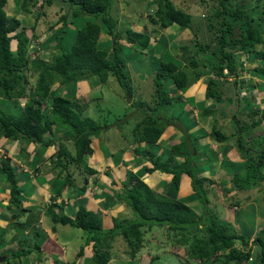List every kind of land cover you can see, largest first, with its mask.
I'll list each match as a JSON object with an SVG mask.
<instances>
[{
    "label": "trees",
    "instance_id": "16d2710c",
    "mask_svg": "<svg viewBox=\"0 0 264 264\" xmlns=\"http://www.w3.org/2000/svg\"><path fill=\"white\" fill-rule=\"evenodd\" d=\"M7 1L10 0H0V98L11 103L9 106L0 103L2 137L11 140L22 138L45 147L53 146L54 150L49 155L51 167L57 169L55 177H63V184H67L71 176L70 164H74V168L80 169L85 176L96 172V168L88 163V156L93 152L92 139H96L102 149L103 142L110 141L108 137L103 141V135L97 136L100 131L109 128V119H103L100 125L85 113L87 99H75L76 88L80 84L86 86L85 80L91 79L96 85L100 84L96 87L100 92L105 86L104 92L108 95L109 80L113 78L123 91L125 109H143L131 129L132 140L119 150L128 151L130 161L140 160L142 164L126 172L119 191L110 190L118 196V202L130 211L131 217H112V225L103 228L98 213L84 205H79L71 217L56 214L50 204L45 209L52 223L68 224L84 231V242L76 255H82L84 245L91 243L89 262L106 264L111 257L109 249L112 242L119 237L125 243L124 257L133 259L143 246L144 228L156 226L171 230L175 242L184 246L186 258L194 262L264 264V227L260 228L261 233L251 230L238 232L230 221L223 220L208 207L210 199L204 185L205 181L223 184L224 194L228 190H234V193L247 190L255 182H264V131H255L257 140L253 136L242 139L241 134L243 128L264 126V106L260 104L264 102L261 98L264 94V1L252 4L251 0H214L215 3L207 6L202 11L205 15L201 12L205 19L202 22L206 21V28L213 31L215 46L209 45L211 40L203 44L194 34L192 44L180 47L182 64L175 62L167 51L160 55L156 52L157 71L152 76V92L148 101L133 98L134 85L130 73L134 72L139 77L142 74L132 64L135 71L128 68L129 58L125 50L134 46V50L146 54L149 48L159 46L157 34L163 30L170 31L172 27L196 31L194 25L197 23H191V13L176 7L170 0H154L155 9L149 17V26L145 25L143 30L130 27L115 30L116 20L111 17L112 0H60L58 11L61 13L49 25L51 30L46 39L51 52L45 58L38 54V47L30 46V40L35 38L34 27H29L28 34L24 27L18 28L19 20L6 15L4 5ZM37 1L38 9L55 2L23 0L21 4H35ZM253 62H256L255 65H250ZM23 71L30 72L33 82L28 81ZM205 74L210 76L203 87L204 98L219 104L221 101L232 102L234 106L242 100L245 109H248L245 111L248 123H240L233 112L229 115L230 123L233 121L237 127L234 129L236 141L232 146L240 158L238 162L222 161L225 166L223 171L229 173L230 178L219 175L214 179L204 174L208 166L213 168L211 158L215 161L220 152L198 142L204 134L198 132L201 135H195L196 122L192 121L190 126L183 123L189 112L176 111L172 105L178 99L169 95L171 86L173 90L183 92L192 81ZM226 78H232V88L226 86ZM221 84L226 86L231 97H223ZM242 91L244 94L240 95ZM22 98L25 100L20 104ZM105 100L108 102L109 99ZM96 108L103 110L99 105ZM220 108L217 106L215 110ZM212 110L202 108L199 115L205 119ZM222 111L218 110L219 115H226L221 114ZM216 122V118L209 119L208 138L221 143L228 135ZM168 126L173 128V133H177L171 136L178 141L167 145L163 153L160 139ZM53 128L57 129L56 132ZM62 131L66 133L54 137ZM65 139H70V148L64 145ZM226 146L224 152L231 147ZM249 164L251 175L240 174L242 166ZM202 166L205 169H201ZM161 174L167 180L157 181V176L159 178ZM0 176L9 185L7 206L23 211L21 188L6 156L0 157ZM182 177L186 178L190 192L178 197L176 193ZM110 183L115 184V181ZM155 185L159 187L158 192ZM110 194L106 195L108 200ZM197 201L202 205L200 214L193 207ZM228 204L233 214L239 208L237 202ZM233 222L238 223L239 218ZM253 245H258L259 249L254 251ZM33 249L39 251V245L34 243L15 254H28ZM156 258L157 254L150 256L146 262L140 259L138 264H153Z\"/></svg>",
    "mask_w": 264,
    "mask_h": 264
},
{
    "label": "rangeland",
    "instance_id": "374dc122",
    "mask_svg": "<svg viewBox=\"0 0 264 264\" xmlns=\"http://www.w3.org/2000/svg\"><path fill=\"white\" fill-rule=\"evenodd\" d=\"M21 1L23 0H11L4 5V9L6 11V15L8 17H15L17 20H19V25L18 28L24 27L25 30L27 31L28 34H30L29 27L33 26L34 30L33 33L35 35V38L31 39V44L30 46L32 47H38L37 52L41 57L48 58L49 57V40H47V36L50 34L49 25L52 24L53 22L56 21L58 18V15L61 13L58 11V2L61 3L60 0H55V2L49 6H44L41 9H38V4L39 1H37L35 4L31 3H24L21 4ZM172 4H174L176 7L186 10L189 13H191V23H197L194 25V27H197L196 31L187 30V33L185 35L181 36V39L188 44L193 43V36L194 34L198 39H200L203 44L211 40V43L209 44L211 47L215 46L214 43V37L212 40V33L213 31H209L206 28V21L202 22V19H204L201 15V12L204 11V9L215 3L214 0H204L202 2L201 0H170ZM264 1V0H261ZM252 4L259 3L260 0H251L250 1ZM9 3V5H8ZM13 4V5H12ZM27 9V11H26ZM155 9V3L154 0H112V8H111V17L112 19L116 20V25L114 27L115 30L117 29H123L124 27H130L135 30H143L144 26H149V17H151L153 11ZM42 12V14H40ZM205 15V12H202ZM259 13L258 11H255V16ZM37 16V17H36ZM205 20V19H204ZM177 29V27H172L171 29ZM181 33H184V30H180ZM169 31L163 30L162 34L165 39H168V37H171L172 35H168ZM177 37L174 36V43L175 39ZM106 44V43H105ZM107 46V45H105ZM153 47L149 48L146 51V54H142L138 52L137 50H134V46H131L129 49L125 50V53L127 54L128 62H131L132 66L137 70L140 71L142 75L140 77L135 74V73H130L131 77V83L134 85L133 87V98L139 97L140 99H146L147 101L150 99V95L152 92V76L157 71V57L158 54L153 53ZM159 55L162 53L161 50H157ZM172 57V54H170ZM200 56V55H199ZM256 63V62H255ZM128 68L130 67V64L127 63ZM188 69V68H187ZM190 70V69H188ZM25 75L28 76V81L33 82L34 77L30 74L29 71H23ZM227 79V78H226ZM228 83L226 86H229L232 88V78H228ZM199 86L203 89L206 78L205 76L200 79V77L197 79ZM202 81V82H200ZM251 81V80H250ZM110 85L108 89V95L104 92L105 86H103V92H100V89L96 88L100 84H95L91 79H86L85 80V85H79V87L76 88V93H75V99H78V101H82V99H87V109L85 111L86 114H88L91 118L95 119L97 123L100 125L103 123V119L107 120L109 119L108 126L106 130L100 131L99 134H97L98 137L103 135V141H105V138H110V141H105L103 142V153L106 155V159L103 160V186L104 190H114V191H119L120 189V182L125 178V174L128 170H133L135 168H138V166H141L142 162L140 163L139 161H130L126 160L129 156L128 151H123L120 152V148L122 146H125L127 141L132 140V135H131V129L133 127L134 122L139 118L140 115H138L140 110H143L142 108H128L127 110L125 109L127 107L126 102L124 100V96L122 94L123 91H121V88L117 86L116 82L114 81L113 78H110L109 80ZM167 83L168 80H166ZM192 83L189 84L188 88L186 89L185 92H189V88ZM226 86L223 84L220 85V89H223V97L228 98L231 97V93L229 91H226ZM225 87V88H224ZM95 88V89H94ZM172 88V86L170 87ZM120 89V90H119ZM184 92V93H185ZM192 92V91H191ZM182 93V94H184ZM180 95L179 97H181ZM104 99H109L108 102ZM225 100V99H223ZM4 101V100H2ZM0 100V103L2 102ZM191 101V99H190ZM209 102L208 106H214L217 105L221 107L223 111L221 114H226L224 116L217 117V122L216 125L220 126L222 131L228 135V138L221 142H215L212 141L210 138V143L213 144L212 148L213 150H219L221 155H217V162L215 166L212 168L211 166H208L207 171L204 173L205 175H209L211 178L212 177H217L219 175L224 176L225 178H230L231 175L229 173H226L223 171L225 169V166L222 165V161L226 159V156H228V150L223 151L224 148L227 149V146L234 145L236 141V134L234 132L235 125L233 121L230 123V118L229 115L233 112L236 114V117L239 118V122L241 123L242 121L245 123L250 122L249 119H247L245 111L248 109H245L242 100L238 102V105L234 106L233 103H225L221 101V104L216 103L213 99L212 100H207ZM212 101V102H211ZM182 102V101H181ZM223 102V103H222ZM189 103V102H188ZM22 104V103H21ZM184 107L189 109V106L187 103L183 102ZM203 104L205 105L204 101ZM202 104V105H203ZM99 105L100 108L103 110H98L96 106ZM201 105V106H202ZM250 107V106H249ZM45 108V107H44ZM178 108V107H176ZM210 109L212 107H209ZM243 108L244 110H241ZM43 109V108H42ZM219 109V110H220ZM45 112V110H44ZM117 112L119 114H117ZM126 115H123L125 114ZM143 113V111L141 112ZM84 114V113H83ZM84 114V115H86ZM214 114V111L208 112V115L211 116ZM143 115V114H142ZM97 116V117H96ZM120 119L119 122H117ZM198 120L201 123L204 122L205 119L201 118L199 115ZM116 120V121H115ZM183 120V119H182ZM194 121L193 117L190 118V115H186L183 123L186 124L187 126H190L191 122ZM238 124V123H237ZM233 125V126H232ZM260 125V124H259ZM208 127V126H207ZM237 128V127H236ZM244 130H241L242 134V139L244 137L246 138L247 136H253L254 140H257V136L255 135L256 130H261L264 131V126H257L254 128L246 127L243 128ZM53 130L56 132V128H53ZM253 132V133H251ZM62 133H66L65 131H62L60 133H56L54 137H57V134L61 135ZM177 135V133H173V128L171 126H168L165 131L163 132L161 136V143L163 145V153L165 152V148L168 144H172L175 141H178V138H174L171 135ZM230 134V135H229ZM64 139V138H63ZM64 145L67 148H70L71 142L70 139H65L63 140ZM248 144V143H247ZM133 143L131 144L132 147ZM108 146V147H107ZM114 146V147H113ZM113 147V148H112ZM231 153L234 148H231ZM102 148V147H101ZM208 147L205 148L207 150ZM229 149V150H230ZM235 150V149H234ZM236 152V150H235ZM110 153H112L110 155ZM22 154V153H20ZM6 153L5 151L0 150V157L5 156ZM92 156V155H91ZM117 156V159H116ZM8 157V156H6ZM89 159V158H88ZM240 160L239 157L236 156H231L230 161H236ZM91 164H94V166L97 168L99 167L97 163L99 162L98 160L92 161V157L90 158ZM114 162V163H113ZM117 162V163H116ZM132 162V164H131ZM215 161H213V158H211V164L213 165ZM221 162V163H220ZM116 163V164H115ZM106 164V165H105ZM222 165V166H221ZM201 169H205L204 166L201 167ZM69 171H71V178L69 180L74 179V181H77V178L75 175H73L76 172V169H74V164L69 165ZM252 168L250 167V164L245 167L242 166L240 174L245 175L249 174L251 175ZM204 175V176H205ZM246 176V175H245ZM63 178V177H62ZM114 179L115 178V184L110 183L108 179ZM159 179H164L167 180V178L161 174L156 180ZM157 180V181H158ZM157 181L155 183H157ZM215 184H209L207 181L204 182V185L206 186V194L208 198L210 199V203L208 202V207H211L217 215L220 218H223V220L230 221L232 225L235 226L236 230L238 232L240 231H247L251 230L254 233H258L257 231L260 230L261 227H264V220L261 218H264V182H255L253 186H250L247 190H243L242 193L240 194H233V195H228L225 193H233L234 190L224 192L223 194V188L221 184H218L217 182H214ZM105 184V185H104ZM155 185V191H159V187L157 188ZM33 188L26 187L24 189V196H30V194L33 192ZM103 190V191H104ZM190 192L189 186L186 183V178L182 177L181 183L177 189V196L178 197H183L188 195ZM111 198L108 200L106 196H104L103 200V215H108L110 216L112 211L113 217L115 216L116 218H121V217H131V213L128 209H126L125 206H122L120 209V206L117 208L115 205L110 204L112 198H117L118 196L111 191ZM23 196V195H22ZM21 196V198H22ZM29 198V197H27ZM25 200H28L25 198ZM113 201V200H112ZM95 202L93 200V205L100 206V204L97 202L95 205ZM109 202V203H108ZM228 202H237V206L239 208L237 211L233 214V210H230V204ZM195 206L194 209H196L197 214H200L201 212V207L202 205L197 201V203H194ZM114 206V207H112ZM97 209V208H96ZM30 210V209H29ZM27 211L26 213V218L31 219L29 220L30 225L25 226V223L22 221L18 220L19 225L16 222H9V225H11L12 231L9 228H6V232L1 231L0 232V238L1 240L3 239L4 241H8L11 236H13V239L11 241V246L12 243L19 241L20 237V232L22 231L23 228L28 227V230H31L30 232L32 234H28L26 236L27 238V243H36L37 245H40L43 247H47V244L45 246L46 241H50L49 239H52V234H50L49 229H45V234L44 236L46 237H41L40 236H34L35 232H38L37 230H33V228L37 229V217H41L43 214L39 213L34 215V214H29ZM119 211V212H118ZM23 211H19V215L22 214ZM99 214L102 212L98 211ZM43 217L45 218L46 223L50 224L49 220L47 219L46 213H44ZM25 218V219H26ZM235 218H239V222H233ZM22 222V223H20ZM25 222V221H24ZM20 226V228H18ZM258 226V227H257ZM39 228V226H38ZM42 230V228H39ZM56 229L58 230L59 238L62 237V240L65 241L67 244H70L71 248L73 250V253L70 254L68 252V247L64 248V251H60L59 254L63 255V257L59 256L60 259L64 258V264H81V259L82 256H77V248L81 244H83L84 240L81 237L85 236V233L83 230L80 228H75L69 225H61L58 224L56 225ZM260 232V231H259ZM261 233V232H260ZM15 234V235H14ZM55 235V233H54ZM264 235V234H263ZM39 238L42 240L39 242ZM49 238V239H48ZM57 239V236H56ZM251 239V238H250ZM264 239V237H263ZM44 242V243H43ZM61 242V241H60ZM58 242L61 246L62 243ZM18 244V243H17ZM58 244V245H59ZM76 244H79L76 246ZM85 246V245H84ZM113 250L117 251V256L120 257L121 259H125L122 255L123 250L125 248V243L121 239H116L113 244ZM29 247V245H28ZM10 248L8 245L5 247L0 245V256H4L5 258L0 261V264H51V258L48 257L47 253L41 250H32L30 256L32 255L33 258L35 259V256L37 257L38 254V260L31 261V257L27 254H20V257L15 254L16 250L10 252ZM18 249L21 251L22 248H26L24 244H19ZM252 249L254 251H257L259 249L258 245H253ZM61 250V248H60ZM184 246L181 244H177L175 242V237L172 233L171 230L166 229V227H156L152 226L150 228H144V234H143V246L140 248L139 255L136 256L134 259L126 260V264H138L140 259H142L144 262L148 260L150 256L156 255L157 258L154 260L153 264H212L208 263V261L204 262H194L190 259H187L184 252ZM71 252V251H70ZM29 259V260H28ZM56 259V260H55ZM58 256L54 258L53 261H60L58 260ZM72 259V260H71ZM141 262V261H140ZM54 264V263H53ZM106 264H119L118 261L113 257L111 258Z\"/></svg>",
    "mask_w": 264,
    "mask_h": 264
},
{
    "label": "crops",
    "instance_id": "0c3cea01",
    "mask_svg": "<svg viewBox=\"0 0 264 264\" xmlns=\"http://www.w3.org/2000/svg\"><path fill=\"white\" fill-rule=\"evenodd\" d=\"M11 2H12V0H11ZM162 32L163 31H161L160 33L157 34V38H156L157 43H160V44H159V46L156 45L153 47L154 48L153 53L156 54L157 50L162 49V53L167 51L169 54H172L173 56H175V57H173V60L175 62L177 61V63L182 64L181 54L183 52L180 51V47L182 44H185V42L183 41V39H181V36L185 35L187 33V31L184 30V33H181L180 30L173 28L169 31V33H167L168 35H172L171 37H168V39H165L163 37ZM174 36L177 37L175 39V42H177V43H174ZM258 46H260V45H258ZM129 64H130L129 69L135 71V69H133V67H131V62H129ZM250 65H255V63L253 62ZM204 76L207 80V78L210 75L209 74L208 75H206V74L202 75V76H200V79ZM192 82H193V84H191L190 87H193V88H189L190 91L188 93L185 92L186 90L184 91L185 93L181 92V91H173L172 89L169 90L170 94H174V96L177 97V99H178L175 102H173L174 104L172 105V107L176 111L177 110L188 111L189 112L188 115H190V118L193 117L194 122L196 120H198L197 118H198V115L200 114V111L202 108L212 107V109H214L213 115H211V116L208 115L206 117V120H204L203 123H201L200 121H197L196 125L194 127L196 129V131H195L196 136L201 135V134H199L200 132L204 134L203 138H199L198 142L208 144L212 148L213 144L210 143V140L208 138L209 135H208V129H207L208 125L207 124H208L209 119H211V118L217 119V117H219V113H218L219 109H216L217 111L215 110V108H217V105L208 106L209 102L207 100H209V99L204 98L203 89L199 86L198 81L195 80ZM200 82H202V81H200ZM182 93H184V94H182ZM180 95H182V96L179 97ZM261 98H262V100H264V94L262 95ZM190 99H191V101H190ZM0 100L1 101L4 100L1 103H4L7 106H9V104L11 103V101H9L7 99L0 98ZM24 100H25V98H22V100H21L22 102H20V104L23 103ZM203 101H204L205 105L203 104ZM183 102L187 103V105L189 106V109L184 107ZM260 104H261V106H264V102L261 101ZM176 107H178V108H176ZM92 146H93V152L91 154L92 156L91 155L88 156V158H89L88 163L91 162V161H89L91 157H92V161L93 160L99 161L97 163V165L99 167H97V168L94 166V164L89 163V165L96 168V172H94L91 175L85 176L80 169L74 168V169H76V172L73 175L76 174L75 177L77 178V181H74V179H71L68 182L69 184L68 183L63 184L64 179L62 177H60V178L55 177L56 175H54L57 173V169L56 168L52 169V167H51L52 161L50 158L51 156H49V155L54 150L53 146L45 147L39 143H31V142H28L22 138H17L14 140L6 139L0 135V150L5 151V153H6L5 156H8V158L11 161V164H12V167H13L14 173H15V179L17 181V184L21 188L20 195L21 196L23 195L21 206L24 209L22 214L19 215V211H17L16 208L11 207V206L10 207L7 206L8 197H9V185L6 181H4L3 177L0 176V232L1 231L6 232L7 231L6 228H9L12 231L13 226L11 228V225H9V222L13 223L14 220H16V222H18V220L22 221L23 223H25V226H29L30 225L29 220H31V219L26 218L27 211L30 209L29 210L30 212H28V215L29 214H34V215L38 214L39 215V213L44 215L45 209L49 204L52 206V210L56 214H58V215L64 214V215H67L70 217L74 214V212L76 211V209L79 205H84L85 208H87L89 210H93V211L98 213V215L101 217V222H102L101 225L103 228L110 227L112 225L111 219L113 217L112 213L114 210L112 211L110 216L103 215V200H104L103 197L106 195H109L111 192L108 189L104 190L103 173H101V171L103 172V162H104L103 160L106 159V155H104L103 149L101 148L99 142L96 139H92ZM231 148H233V147H231ZM231 150L232 149L228 150V156H226V159L228 161H230L231 156L238 157L237 152H235V150L233 149V151L231 153ZM20 153H22V154H20ZM219 155H221V154L219 153L218 156ZM129 159L130 158L128 156V158H126V160H129ZM133 162H135V161L133 160ZM216 162H217V159L215 160L213 167L215 166ZM131 164H132V162H131ZM84 178H86V180H84ZM213 178L215 179L216 177H213ZM108 180L109 181L115 180V178L114 179L110 178ZM26 187H30V188L34 189L33 192L30 194V196L29 195L27 196L29 198L24 196V194H26V193H24L23 191ZM81 187H83L82 190H81ZM242 192L243 191H236L235 193L240 194ZM107 193H109V194H107ZM235 193L233 192V193H227V194L233 195ZM110 197H112L111 194H110ZM25 198L28 200H25ZM93 200L96 201L95 205L98 202L100 204V206L95 207L93 205ZM112 200H111L110 204L115 205L117 208L120 206V209H121V207L124 206L121 202H118V200L116 198H114V199L112 198ZM112 207H114V206H112ZM98 211H100L102 213L99 214ZM13 215H16V217H15L16 219L13 218ZM43 215L40 218L37 217V219H38L37 220V229L33 228V230H34V232H35V230H37L38 232H40V234L38 232H35L34 236L38 237L41 235V237H46V236H44L45 229H49L50 234H52L51 235L52 239L48 238L50 241H48V242L46 241L45 246L48 243L46 248L45 247L42 248V246L39 245V250L42 249L43 251H45L48 254L47 256L51 258V264H53V263L54 264H64L65 263L64 258L60 259V257H59V256L63 257V255H60L59 252L64 251L63 247L66 246V247H68V252H69V256H70V254L73 253L72 249H74V248H71L70 244H67L65 241H63L62 237L59 238V234L57 233L58 230L56 229V225H58L59 223L54 224L47 217V219L50 222V224H48V223H46ZM261 219L264 220V218H261ZM22 222H20V223H22ZM65 225H68V224H65ZM38 226H39V228H42V230H40L38 228ZM30 231L31 230H28V227L23 228V230L19 234L20 235L19 241L12 243V246H11V241L13 239V236H11L8 241H4L2 239L0 242V245L3 247H5L6 245L11 247L10 252H12L13 249H14V251L15 250L18 251L19 249L17 247L21 243L24 244L26 247H28V245L30 247L32 244H34V243H27L26 236H28V234L29 235L32 234ZM54 233H55V235H54ZM56 236H57V239H56ZM84 237L85 236L81 237V241H82V239L84 240ZM118 238L119 237H116V239H118ZM40 241H42V240L39 238V242ZM58 242L62 243V246ZM113 242H112V244H113ZM77 245H79V244H76V246ZM80 245H82V244L80 243ZM79 246H78L77 250L79 249ZM60 248H61V250H60ZM113 249H114L113 246H111V248L109 249L110 255H111L110 259L113 258L114 255L117 254V251H114ZM91 252H92L91 243L86 244L84 246V250H83V253L81 255L82 256V259H81L82 263L81 264H91L89 262V257L91 255ZM30 254H31V252L27 254L28 257L30 256ZM17 255L20 257L19 253ZM56 256H58V258H59L58 260H60V261H58V262L53 261ZM122 256L124 257V255H122ZM4 258H5V255H4ZM114 258L116 259V261L119 262V264H126L127 263L126 260H128L125 257H124L125 259H121L120 257H114ZM38 259H39L38 254H37V257L35 256V259L33 258V256L31 257L32 262L35 260H38ZM130 260H132V259H130ZM70 264H72V263H70Z\"/></svg>",
    "mask_w": 264,
    "mask_h": 264
},
{
    "label": "water",
    "instance_id": "95a60500",
    "mask_svg": "<svg viewBox=\"0 0 264 264\" xmlns=\"http://www.w3.org/2000/svg\"><path fill=\"white\" fill-rule=\"evenodd\" d=\"M4 259V256H0V261H2Z\"/></svg>",
    "mask_w": 264,
    "mask_h": 264
},
{
    "label": "clouds",
    "instance_id": "9594fccd",
    "mask_svg": "<svg viewBox=\"0 0 264 264\" xmlns=\"http://www.w3.org/2000/svg\"><path fill=\"white\" fill-rule=\"evenodd\" d=\"M177 62V61H176ZM132 73H134V72H132ZM172 89V88H171ZM173 90V89H172ZM173 91H176V90H173ZM184 92V91H183ZM170 96H172V95H174V94H169Z\"/></svg>",
    "mask_w": 264,
    "mask_h": 264
},
{
    "label": "built area",
    "instance_id": "2783aa9c",
    "mask_svg": "<svg viewBox=\"0 0 264 264\" xmlns=\"http://www.w3.org/2000/svg\"><path fill=\"white\" fill-rule=\"evenodd\" d=\"M244 94V92L242 91L241 93H240V95H243Z\"/></svg>",
    "mask_w": 264,
    "mask_h": 264
}]
</instances>
